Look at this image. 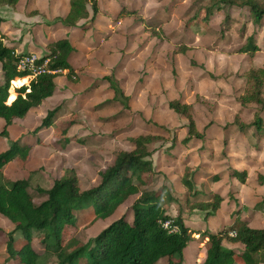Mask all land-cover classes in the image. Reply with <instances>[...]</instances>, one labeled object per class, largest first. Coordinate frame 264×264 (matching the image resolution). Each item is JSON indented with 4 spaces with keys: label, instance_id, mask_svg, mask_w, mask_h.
<instances>
[{
    "label": "rangeland",
    "instance_id": "374dc122",
    "mask_svg": "<svg viewBox=\"0 0 264 264\" xmlns=\"http://www.w3.org/2000/svg\"><path fill=\"white\" fill-rule=\"evenodd\" d=\"M101 1L104 10L119 14V17L111 19L114 20L109 27L111 33L106 27L101 29L110 35V40L100 52L96 47L90 49L92 57L97 59L92 58L93 65L88 73L92 77L105 72V77L113 75L129 97L127 105L106 100L113 92L109 91L111 88L108 89L105 77L96 78L84 92L75 89L81 97L73 102L70 114L60 118L58 123L55 118L50 128L37 130L47 116L41 117L43 112H40L36 124L34 118L29 117L25 129L21 123L14 129L17 136L23 133L24 138L36 142L34 148L37 146V151L28 165H23L20 160L10 165L6 169V175L10 177H5L10 181L27 179L34 188L49 189L66 168H74L81 188L87 190L99 184L101 173L112 165L118 152L134 149L131 138L157 136L160 140L150 147L156 170L150 189L160 190L163 194L162 204L168 213L174 217L181 215L185 224L194 230L200 232V228L204 227V231L210 233L219 231L221 224L209 226L208 223L216 214H209L210 211L198 207L212 203L216 195L227 192L230 187L228 182H214L217 176L220 179L225 176L227 168L220 151L223 144L218 142L220 128L226 130L225 135L229 139L242 130L240 124L235 123L237 117L241 123L249 124L254 123L255 116L259 114V107L252 103L244 106L240 98L245 94L246 80L243 75L250 68L254 69L253 63L256 61L264 65V25L250 23L248 11L239 8H227L224 13L217 10L207 22H201V19H196V14L200 8L208 6L210 0H111V4H105L106 0ZM228 14L231 16L226 21ZM156 32L161 36L156 37ZM27 33H22L20 42H28L24 38ZM248 34L254 39L257 36L255 44L258 42L262 46V49L259 48L262 53L256 58L248 59L244 56L250 54L240 53L251 37ZM125 42L129 47H123ZM111 47L113 57L105 55V51ZM181 47H186L187 51L191 48L192 51L183 56ZM119 50L128 54L124 65L120 63L122 53ZM194 52L193 58L198 62L190 57ZM100 85H104L100 89L106 92H95ZM14 89L16 91L17 88ZM60 96L55 97L60 102L53 109L60 108L59 113L70 104ZM173 100L196 107L197 127L199 124L201 132L208 136L203 143L196 138L183 143L189 137L188 120L169 109V103ZM77 108L81 109L76 111ZM80 115V124L74 125L73 119H78ZM0 131H3V127ZM57 135L62 136L61 140ZM68 135L70 143L65 144L62 138ZM254 137H258L257 134ZM250 140L253 143L252 138ZM10 141L0 137L2 152L8 150ZM11 142H19L21 146L26 144L20 139ZM252 146L257 151L261 148L253 161L264 162V143L261 141ZM187 169L193 174L192 179L198 190L196 195L183 183ZM230 194L236 192L232 190ZM137 198H131L107 220L94 221L86 212L76 226L66 228L64 241L75 239L82 244L88 243L116 220L129 216ZM230 199L232 203L234 197L230 196ZM255 210L263 212L258 206ZM225 211V215L230 214L229 208ZM236 214L231 215L232 221ZM13 229L14 225L0 215V230L11 232ZM193 238L185 251V264H200L205 256V239L200 235ZM15 239V247L19 249L25 237L17 232ZM34 247L39 253H44L38 239H35ZM3 263L14 264L7 253L6 238L0 236V264ZM48 264H58V261L50 258Z\"/></svg>",
    "mask_w": 264,
    "mask_h": 264
},
{
    "label": "trees",
    "instance_id": "16d2710c",
    "mask_svg": "<svg viewBox=\"0 0 264 264\" xmlns=\"http://www.w3.org/2000/svg\"><path fill=\"white\" fill-rule=\"evenodd\" d=\"M19 1L0 0L12 7ZM89 6L93 17L83 25L87 29L99 14L98 0H71L69 15L56 20V23L77 27L81 20L89 17ZM233 7L248 9L251 23L264 25V0H210L208 6L200 8L196 19L207 22L215 11ZM229 18L228 14L226 21ZM154 35L161 36L157 32ZM49 50V55L43 57L39 64L49 58L50 70L67 71L68 80L76 83L78 77L69 63L74 52L70 41L66 39L50 44ZM180 51L185 54L187 48L181 47ZM259 51L251 36L240 53L254 55ZM24 56L16 54L14 49L0 41L3 72L0 82V119L5 120L0 136L7 139H10L9 127L15 119H25L33 108L53 97L57 89L55 81L62 75L41 74L26 86L29 74L18 70ZM104 79L114 92V101L127 105L129 97L116 78L112 75ZM246 79L245 94L240 98V103L244 106L254 103L263 110L264 69L250 70ZM14 88H18L17 95ZM169 109L188 120L189 137L183 143L204 138L197 130L193 105L173 100L169 103ZM59 111L60 108L50 111L37 130L50 128ZM235 123L240 124L242 130L247 128L239 117ZM253 125L261 128L263 121L260 116H256ZM62 140L65 144L70 143L67 136ZM159 140L160 137L152 135L131 138L134 149L118 152L112 165L101 173L99 184L87 190L81 188L74 168L65 169L51 189L34 188L27 179L8 180L3 173L4 168L15 160L26 162L31 151V146L10 141L9 149L0 154V215L14 225L11 232L0 230V236L6 238L10 261L14 264H48L50 258H56L58 264H185L186 249L193 236L200 235L208 239L205 256L200 264H264V229L251 228L241 220L239 212L233 224L218 233L194 231L185 224L181 215L174 217L168 213L162 204V192L150 189L152 177L156 175L150 147ZM232 176L245 183L247 173L234 171ZM192 178V172L187 169L183 183L196 195L198 190ZM218 180L219 177H216L215 181ZM133 197L138 198L132 205L131 214L113 222L88 243L82 244L75 239L64 241L66 228L76 226L86 212L94 221L107 220ZM222 202L223 198L216 195L212 203L199 206L198 209L215 214ZM258 207L264 208V201ZM166 224H169L168 227ZM233 231L236 232L235 237L230 236ZM17 232L25 237L19 249L15 247ZM35 239L44 247V253H39L34 247ZM237 243L245 246L243 252L238 253L226 246Z\"/></svg>",
    "mask_w": 264,
    "mask_h": 264
},
{
    "label": "crops",
    "instance_id": "0c3cea01",
    "mask_svg": "<svg viewBox=\"0 0 264 264\" xmlns=\"http://www.w3.org/2000/svg\"><path fill=\"white\" fill-rule=\"evenodd\" d=\"M104 3L111 4L112 1L106 0V2ZM98 4H99V14L97 15L95 21L91 25L87 26V29H84L83 25L87 24V22H90L93 17V13L91 15L92 9L90 6L88 7L89 17L87 19L81 20L78 23L77 27L70 28V27L64 26L61 23H54V22L58 19H65L69 15L71 11V0H20L18 4L14 7L0 2V39L4 43L5 46L14 49L16 54L18 55L35 54L38 57L43 58L49 55L50 44L56 43L60 40H66V39L70 41L72 47L74 48V52L72 53L69 59V63L72 66V68L75 70V73L78 77V81L76 83L69 81L67 77V71H64V73H62V75L58 77L55 81L57 84V89L53 97L44 101L41 106L37 108H33L28 113L25 119H15L13 124L9 127V134H10L11 141L12 140L19 141L20 139L21 141L23 140V142H26V144L24 145L31 146V151H30L28 160L26 162L21 161L23 165H28V163L31 162V160L33 159V156H35L34 155L35 151H37L36 149L37 146L34 148L36 142L32 143L27 138H24L23 133L20 134L21 137L20 135L17 136V133L15 132L14 129H16L20 125V123H21V127L25 129V126L26 127L28 126L26 122L29 119V117L34 118L33 121H34V124H36V122L39 120V117L37 116L38 113L43 112L41 117H45V115H47L51 110H53L56 106H58V103L60 102V100L59 101L55 100V97H57V95L60 94L61 95L60 97H62L63 100H65L66 102L70 104H69V107L67 108L68 110L64 109L65 110V111L63 110L64 112L61 111L62 113L61 112L58 113L56 117L57 118L56 123H58L60 121V118L63 119L64 117H67L68 114H70L69 111H72L71 109H73V106H74L73 102L78 97H81V94H78L76 90L80 89L82 92H84L85 90H87L89 87L92 86L96 78L101 79V78H104L106 75L105 74L106 72H105L103 73V75L102 74L96 75V76L94 75V77H92L90 72L88 73L89 68L93 65L92 61L97 59L95 57L94 58L92 57L93 53H91L90 49L96 47L98 48L99 52L102 49H104V47L102 46L105 45L110 40L109 39L110 35L106 32L101 31V29L106 27L111 33L112 31H110L109 27L112 25L114 21L111 19H118L119 14H115L112 12H108V10H104L102 8L103 1L101 0H98ZM236 8L238 9V7H233L231 9H236ZM239 9L244 10L241 8ZM226 10L227 9H223L221 11L224 13ZM245 10L248 11V9H245ZM115 11L117 12L118 9H115ZM229 15L231 16V14ZM108 21H110V23H108ZM24 31L28 32L27 35L24 36L26 40L28 39V42H20L21 35ZM248 35L251 36V34H248ZM255 40L257 41V36L255 37ZM256 45H258L259 48L262 49V46L258 44V42ZM123 47H129V46L125 42L123 43ZM112 49L113 47H111L110 49H107L105 51V55L107 54L108 56L111 55L113 57V54H110ZM200 50H204V49L201 48ZM200 50L198 51L200 52ZM189 51L191 52L192 49L190 48ZM189 51H187L185 54H182V55L183 56L186 55L187 53H189ZM118 52L122 53L121 58L119 60H121L120 63L123 62L122 65H124L125 60H126L125 57H127L128 54H125L126 52H123L122 50H119ZM195 53L196 52L190 54V57L193 58V55ZM261 53L262 51L257 52L254 55L248 54L249 56H244V57H247L248 59H251V57L256 58ZM193 60L197 61L196 58H193ZM253 65H254V69L256 70L264 69V65H261L259 61L254 62ZM250 70L252 69L250 68ZM250 70H248L243 75L246 81H247L246 74ZM0 75H2V79L0 80H3V72H2L1 63H0ZM26 78L28 79L26 86H29L32 79L30 77H26ZM102 86L104 85H100L98 88H96L95 92L96 93L101 92V91L106 92V90L100 89ZM245 87H246V82H245ZM108 89H110V87H108ZM109 91H112V90L110 89ZM76 93H77V97H76ZM114 97L115 95L113 92V95H111L109 98L107 97L106 100L114 101ZM254 105L259 107L257 111V113L259 114L257 115L260 116V118L262 119V117H264V109L262 110L261 106L257 104H254ZM80 109L77 108L75 110L77 111ZM195 110H196V107H194V118L196 120V126H197L198 120H197V115H196ZM73 120H75L74 125H79L80 124L79 122H81V115L78 117V119L74 118ZM262 121H263V125L261 126V128L254 126L253 125L254 123L244 124L242 122L244 125L247 126V128L244 130H241L242 132L240 131V132H237L236 134H233V136L230 137L229 139L226 138L227 137L225 135L226 130L225 129L223 130L220 128L221 133H220V136H218L219 137L218 142L220 144L221 143L223 144L221 145L223 147H220L221 149L220 151H222V156L225 158L224 164L225 163L227 164L226 166L227 168L225 170L226 173L224 177L220 179V176H217L219 177V180L218 181L213 180V181L218 184L228 182L229 183L228 186L230 187H229V190L225 192L226 194L224 192L221 194H218L220 195L221 198H223V202L220 206V209L215 213L216 216L212 217L211 218L212 220L208 221L209 226H214V225L218 226L220 224H221L220 226H222V229H220L219 231H215L213 233H218L224 230L225 228L231 226L237 217L235 216L233 221L231 220L232 219L231 215L234 212H237V213L239 212L240 214L239 217L241 218V220L248 223V225L251 228L264 229V208H262L263 212L260 210H255V207L260 205L264 201V165H261L264 162L253 161V159H255V155H258L260 153L261 148H258V151H257V149L252 146L256 144L257 142L261 143L262 141L264 143V120L262 119ZM2 127L3 129L5 127L4 119H0V129ZM197 130L200 134L204 136V138L200 140L203 143L206 139H208V136H206L204 133L201 132V130L199 129V124H198ZM255 134H257L258 137H254ZM56 137L61 140L62 136L57 135ZM68 138H70L69 135H68ZM250 138H252L253 143H251ZM255 138H258L259 140ZM209 141H210V138H209ZM225 142L227 143L226 146H225ZM5 151L6 150H4V152ZM1 153H3L2 150H0V154ZM224 153L226 155H224ZM218 156L220 157L221 153ZM246 159H249V160L245 161ZM16 161L17 160L13 161L12 163L8 164L4 168L3 173L6 177L8 178L10 177L6 175V169ZM229 169L230 171H228ZM234 171H237L239 173L246 172L247 173L246 182L242 183L239 179H237L236 177H233L232 172ZM228 174H231V175H228ZM230 189L236 192V194L231 195L230 193L232 190ZM230 196L234 197V199L232 200V203H231ZM227 208H229L230 214L227 213V215H225V212H226L225 210ZM261 213L262 215H260ZM187 226L191 228V226L189 225ZM191 229L194 230V228H191ZM204 230H205L204 227L200 228V233L208 232ZM194 231L199 232V230H194ZM207 241L208 239L205 240L204 246L207 244ZM226 246L229 249H233L238 253H241L245 250V246L242 245L241 243L226 244ZM204 251H206L205 248H204Z\"/></svg>",
    "mask_w": 264,
    "mask_h": 264
},
{
    "label": "built area",
    "instance_id": "2783aa9c",
    "mask_svg": "<svg viewBox=\"0 0 264 264\" xmlns=\"http://www.w3.org/2000/svg\"><path fill=\"white\" fill-rule=\"evenodd\" d=\"M42 60V58L38 57L35 54H29V55H25L19 65H18V70L21 72H26L29 74L28 77H30L32 80L34 78H36L38 75L41 74H46V73H64V71L62 70H55L52 71L49 69V63H50V59H46L43 61V63L39 64V62ZM169 224H166L165 226L168 227ZM231 237H235L236 236V232H231L230 233Z\"/></svg>",
    "mask_w": 264,
    "mask_h": 264
}]
</instances>
